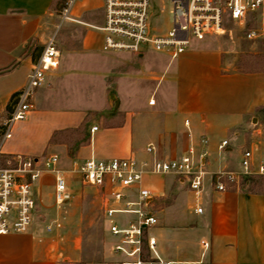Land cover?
Masks as SVG:
<instances>
[{
    "label": "crops",
    "instance_id": "1",
    "mask_svg": "<svg viewBox=\"0 0 264 264\" xmlns=\"http://www.w3.org/2000/svg\"><path fill=\"white\" fill-rule=\"evenodd\" d=\"M63 1L0 0V124L51 37L59 49L58 66L46 73L32 111L14 123L0 153L58 154L69 186L73 175L87 185L74 168L90 157L149 158L146 147L152 144L157 156L175 158L191 138L198 144L206 136L199 191L175 173L143 177L153 193L149 202L159 201V227L149 230L159 256L197 261L203 256L200 240L207 239L210 249L201 264H264V175L226 180L224 191L215 187L217 171L240 169L243 148L260 158L264 141L256 129L264 121V68H237L236 59L206 38L177 56L104 50V34L96 27L104 23V0L81 18L72 15L77 21L62 22ZM72 88L84 97L71 95ZM223 139L229 145L222 153ZM203 148L197 145L198 152ZM58 219L35 220L26 233L0 234V264H66L71 247L61 243V229L46 228Z\"/></svg>",
    "mask_w": 264,
    "mask_h": 264
},
{
    "label": "built area",
    "instance_id": "2",
    "mask_svg": "<svg viewBox=\"0 0 264 264\" xmlns=\"http://www.w3.org/2000/svg\"><path fill=\"white\" fill-rule=\"evenodd\" d=\"M172 23L165 34L156 32L151 23V0H104V23L96 26L103 34V49L124 50L140 53L147 49L168 52L177 56L196 40L224 34L227 23L243 29L245 38L262 40L264 48V0H170ZM76 0H64L60 20L77 21L71 10ZM163 7V2L160 1ZM59 49L55 37H51L40 57L34 63L27 82L19 91L11 116L4 121L0 137V151L5 142L12 138L14 123L24 120L33 109L36 90L46 83V73L58 66ZM155 100L151 99L150 104ZM189 124V119H186ZM95 125L92 131L97 130ZM264 141V121L256 129ZM192 136V133L189 132ZM208 138L201 136L199 143L204 148L197 151V143L191 138L188 148L175 158L156 155L155 146L149 144V158L140 159L135 154L125 157L99 159L90 157L74 168L82 176V182L96 187L101 194V207L108 234L114 239L112 250L117 258L114 264H201L210 249V242L201 239L202 257L197 261L170 259L159 256L158 239L149 230L159 223L154 206L148 202L152 191L143 185L145 175L175 173L190 183V188L199 191L205 171L202 157L206 152ZM229 145L228 139L218 144L219 152ZM13 166L0 167V234L26 233L35 221L38 201L33 196L34 182L44 175L54 180V205L59 208L73 199L68 179L59 168L58 154L40 158L26 154L12 155ZM264 175V148L255 160L253 148L241 151L239 170L216 172L215 187L226 190V180L237 181L250 174ZM202 212V207L196 208ZM62 227L58 219L54 225ZM148 257H144V238ZM118 255H121L119 257Z\"/></svg>",
    "mask_w": 264,
    "mask_h": 264
},
{
    "label": "rangeland",
    "instance_id": "3",
    "mask_svg": "<svg viewBox=\"0 0 264 264\" xmlns=\"http://www.w3.org/2000/svg\"><path fill=\"white\" fill-rule=\"evenodd\" d=\"M151 1L153 4L151 23L157 33L165 34L172 23V14L170 12L172 8L171 1ZM160 1L163 2V7L160 6ZM101 3L102 0H76L71 14L81 18L84 15L82 12L85 9L98 7ZM227 27L228 30L224 34L213 35L207 37L205 40L225 49L228 56L237 60V68H264L262 40H249L245 38L243 29L233 23H227ZM197 41L199 40L194 39L193 43ZM121 51L128 53L124 50ZM150 51L156 52L155 50ZM71 90L74 93L71 95H75L77 98L84 97L82 92V95L79 97V90L77 88H72ZM75 102L78 105L83 104V101ZM14 106L15 104L11 108H14ZM12 111L5 113V119L0 124V137L4 131L1 127L4 121L11 116ZM48 155V152H44L41 158ZM13 165L14 162L11 155L0 153V167H10ZM70 189L73 191V199L66 205L57 208L54 205L53 196L54 180L45 181L43 177L36 180L33 185V196L38 201L35 220L42 221L46 217H48V220L60 219L62 222V227L60 228L61 243L69 245L71 250L69 249L68 251H72L70 259L67 260L66 264H114L112 240L104 221L99 190L89 184L82 185L74 175L71 178ZM154 212L159 219V201L155 202ZM157 227H159V223L152 228L154 230ZM118 256L121 257V255Z\"/></svg>",
    "mask_w": 264,
    "mask_h": 264
},
{
    "label": "trees",
    "instance_id": "4",
    "mask_svg": "<svg viewBox=\"0 0 264 264\" xmlns=\"http://www.w3.org/2000/svg\"><path fill=\"white\" fill-rule=\"evenodd\" d=\"M19 92H16L13 97L11 98V101L8 103L7 105V111L11 112L13 108H11V106L13 107V104L16 103V99H17V95ZM4 129V126L2 125V127ZM144 257H148V247L146 245V237L144 238Z\"/></svg>",
    "mask_w": 264,
    "mask_h": 264
},
{
    "label": "water",
    "instance_id": "5",
    "mask_svg": "<svg viewBox=\"0 0 264 264\" xmlns=\"http://www.w3.org/2000/svg\"><path fill=\"white\" fill-rule=\"evenodd\" d=\"M151 198H152V197H149L148 202L150 201Z\"/></svg>",
    "mask_w": 264,
    "mask_h": 264
}]
</instances>
